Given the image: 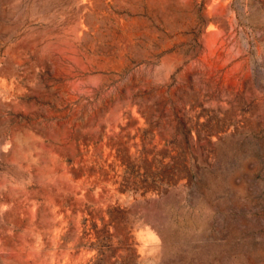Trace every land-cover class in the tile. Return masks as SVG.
I'll return each mask as SVG.
<instances>
[{
    "label": "rangeland",
    "instance_id": "obj_1",
    "mask_svg": "<svg viewBox=\"0 0 264 264\" xmlns=\"http://www.w3.org/2000/svg\"><path fill=\"white\" fill-rule=\"evenodd\" d=\"M0 264H264V0H0Z\"/></svg>",
    "mask_w": 264,
    "mask_h": 264
}]
</instances>
